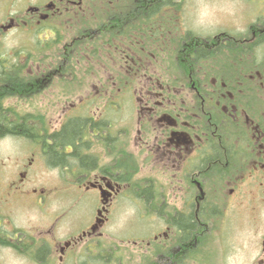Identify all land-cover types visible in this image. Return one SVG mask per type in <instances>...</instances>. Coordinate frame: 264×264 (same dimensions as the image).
<instances>
[{"label":"flooded vegetation","instance_id":"af4514ba","mask_svg":"<svg viewBox=\"0 0 264 264\" xmlns=\"http://www.w3.org/2000/svg\"><path fill=\"white\" fill-rule=\"evenodd\" d=\"M182 1L0 0V115L29 130L0 133V264L94 255L125 206L138 264H264V0L198 25ZM62 193L96 203L80 232Z\"/></svg>","mask_w":264,"mask_h":264},{"label":"rangeland","instance_id":"374dc122","mask_svg":"<svg viewBox=\"0 0 264 264\" xmlns=\"http://www.w3.org/2000/svg\"><path fill=\"white\" fill-rule=\"evenodd\" d=\"M182 4L184 7L190 8V12L193 13L192 17L194 19L193 23L198 25V23H208L217 20L229 19L231 20V15L234 8L241 7L240 4L237 3L236 0H183ZM20 39H22L21 33L13 32L11 37L8 40V45L10 48L19 49ZM34 47V46H33ZM38 47V46H36ZM39 48V47H38ZM1 149L4 151H16L22 146L21 142L10 143L8 140L0 142ZM52 178H55L53 174H44L41 175V179L43 181H51ZM67 192V191H66ZM66 193H62L57 202V205L60 207L61 216L60 218L64 219L68 212L67 201L65 199ZM80 203L76 206V209H71L73 211L70 212L69 217L62 221L61 230L62 232L66 230L68 225L76 227L77 231L81 230L82 226L84 228L91 224L92 218H94L95 213V202L91 204L90 207H82L87 206L89 204L80 201ZM122 209V207H121ZM120 209V211H121ZM130 211V207L125 206L123 211L120 213V216L116 221H113L111 224H107L106 228L102 229L103 241L100 243L101 248L96 249L94 251V255H89L88 252L84 251L83 248H78L76 255L74 258H71L69 262L62 264H138L137 263V254L138 245H136L132 238L141 239L145 237L138 236H147L150 232V226L148 222H142L139 220L132 221V218H129L126 214ZM123 215V216H121ZM40 220V213L36 208L34 209H26L21 212L20 215V223L22 227H25L27 230L32 229L37 226ZM87 220L90 222L87 223ZM148 219H145V221ZM32 226V227H31ZM80 232V231H79ZM239 233V232H238ZM241 234L246 233L242 229L240 231ZM78 234V232H77ZM61 238H64L66 234L60 233ZM131 240V241H130ZM145 243V242H144ZM103 252H111L112 259L107 263V259L105 260L104 256L98 253ZM111 250V251H109ZM9 264H38L35 262H31L30 260L19 258L18 256L11 254V258ZM42 264V263H39ZM61 264V261H59ZM141 264V263H140Z\"/></svg>","mask_w":264,"mask_h":264},{"label":"trees","instance_id":"16d2710c","mask_svg":"<svg viewBox=\"0 0 264 264\" xmlns=\"http://www.w3.org/2000/svg\"><path fill=\"white\" fill-rule=\"evenodd\" d=\"M3 121V122H2ZM4 121H5V116H3V115H0V133H3V132H8V131H29L25 126H23V125H17L16 127H14L13 129L11 128H9V127H7L5 124H4ZM78 129H79V126H78V124L76 125V126H74V127H72L71 129H69V130H64L63 131V135L65 136V137H63L65 140L66 139H71V138H73L76 134H77V131H78ZM59 157H60V159H62L63 158V156L62 155H58Z\"/></svg>","mask_w":264,"mask_h":264},{"label":"bare ground","instance_id":"6f19581e","mask_svg":"<svg viewBox=\"0 0 264 264\" xmlns=\"http://www.w3.org/2000/svg\"><path fill=\"white\" fill-rule=\"evenodd\" d=\"M3 122V121H2Z\"/></svg>","mask_w":264,"mask_h":264}]
</instances>
